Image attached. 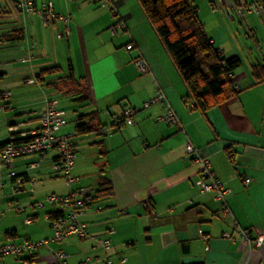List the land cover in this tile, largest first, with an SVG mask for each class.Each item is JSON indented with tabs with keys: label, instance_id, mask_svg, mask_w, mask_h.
Returning <instances> with one entry per match:
<instances>
[{
	"label": "crops",
	"instance_id": "obj_1",
	"mask_svg": "<svg viewBox=\"0 0 264 264\" xmlns=\"http://www.w3.org/2000/svg\"><path fill=\"white\" fill-rule=\"evenodd\" d=\"M17 1L0 0V91L11 92L0 112V144L38 130L47 98L57 93L70 98L66 105L76 106L73 125L64 131H75L74 120L83 113L96 111V123L110 126L123 108L141 105L159 91L165 101L136 112L133 125L75 135L70 185L54 169V153L44 159L19 157L10 168L0 164V243L53 235L56 205L45 202L18 212L10 202L36 204L51 193L74 189L94 194L100 174L114 188L113 196L93 198L79 216L88 224L86 237L52 241L32 254L7 256L4 264H53L58 250L66 253L68 264H81L87 255L104 254L93 246L109 229L114 231L112 264H264V245H249L241 232L249 229L255 236L254 230H264V71L257 78L252 70L254 64L264 65V0H192L215 47L241 60L230 77L239 91L206 113L187 101V88L137 0H112L105 6L99 0H32L37 5L51 1L56 12L69 16L66 22H45L18 9ZM118 22L124 28L112 33L110 27ZM67 27L70 34L60 38ZM18 28L24 31L22 39L1 41ZM140 56L149 65L147 73L136 65ZM52 66L60 72L38 78L41 69ZM70 66L88 92L84 103L66 94L72 84L59 82ZM66 105L61 102L67 112ZM169 108L179 123L159 119ZM11 125L17 128L10 131ZM188 143L231 189L225 202L196 185L200 165L187 151ZM10 170L23 178L21 184L8 177ZM244 177L251 178L249 186Z\"/></svg>",
	"mask_w": 264,
	"mask_h": 264
},
{
	"label": "built area",
	"instance_id": "obj_2",
	"mask_svg": "<svg viewBox=\"0 0 264 264\" xmlns=\"http://www.w3.org/2000/svg\"><path fill=\"white\" fill-rule=\"evenodd\" d=\"M102 6L108 5L112 0H99ZM18 9L25 13H34L40 15L45 22H49L56 19L68 21L69 16L58 13L54 10L53 3L51 1L43 2L41 4H35L32 0H19L17 1ZM121 28H124L122 22H118L110 27L112 33H117ZM64 34L69 35L70 30L67 27L65 32H59L58 36L61 38ZM132 44H128L127 48L131 49ZM136 65L141 73H147L149 71V65L144 57L140 56L136 59ZM34 82V80H30ZM11 95L10 91H0V112L5 108L4 100ZM165 94L159 91L151 99L145 101L138 106L125 107L122 113L116 117L112 125L107 126L104 131L106 133L114 129H121L126 125H133V116L136 112L149 108L156 103H164ZM159 119L170 122L179 123V120L175 112L169 108L168 112L160 116ZM39 129L28 134L21 132L20 137L25 138L24 141L10 140L4 145L0 146V164L4 167L10 168L13 162L22 156L37 155L40 158H47L50 153H54L53 167L58 172L62 173L67 183L70 185L73 182L72 168L77 160V149L73 142L75 137L74 131H64V128L69 125V120L66 115V111L61 107L60 101L57 97H50L46 100L44 110L40 114ZM17 127L11 125L8 129L10 131L15 130ZM186 149L189 153L194 155L195 161L200 165V171L198 178L196 179V185L200 188L202 193L215 192V198L223 200L225 202V195L228 194L231 189L226 187L222 181L211 170V163L207 157L202 156L198 149L192 144L188 143ZM38 162L31 164L32 167L36 166ZM8 177L16 178L17 184H21L22 177H19L14 170H10ZM243 182L246 186L251 184V178L244 177ZM0 181V186H2ZM89 189H74L68 193H51L46 197L45 201H39L34 206L41 208L45 202L58 207V212L55 217L50 220V225L53 230V235L50 239H43L40 241H33L25 239L23 242L16 243L5 241L0 243V264H4L3 259L7 256L13 255L20 257L25 253H31L41 245H47L49 242H60L63 239L70 236H78L80 238L88 235V224L80 220L79 216L86 212L88 204L91 201ZM16 211H27V206L19 204L13 205L9 203ZM33 220L32 216L26 218V222L30 223ZM243 239L252 246L261 247L264 245V230H254L255 236L252 235V231L249 229L242 230ZM114 231L109 229L107 234L98 235L96 237L97 245L93 246L94 250L99 247L104 254L92 256L87 255L81 264H93L94 260H101L103 264H112L110 259V251L113 247L112 234ZM226 237H230V233H225ZM209 248L208 246L206 247ZM56 261L53 264H68L66 259V253L58 250L54 253ZM125 261V258L122 259ZM25 262L28 260L25 259Z\"/></svg>",
	"mask_w": 264,
	"mask_h": 264
},
{
	"label": "trees",
	"instance_id": "obj_3",
	"mask_svg": "<svg viewBox=\"0 0 264 264\" xmlns=\"http://www.w3.org/2000/svg\"><path fill=\"white\" fill-rule=\"evenodd\" d=\"M137 1L187 88V101L192 102L197 110L206 113L237 94L239 89H236L232 84L230 77L241 66V60L237 56L227 58L215 47L192 0ZM23 36V29L18 28L11 31L9 35L3 36L4 39L1 38V41L19 40ZM252 70L253 75L260 78L261 72L264 71V65L254 64ZM58 72H60L59 67L52 66L41 69L37 76L43 78L45 75ZM63 77L62 79L60 76L59 82L73 85L66 94L73 95L78 103H84L89 99L83 80L75 78L72 66L69 67L68 73ZM57 98L60 101V98ZM98 115L99 113L96 111L78 115L74 120L75 135L105 132L104 129L107 126L96 123ZM10 140L24 141L25 138L17 136L8 141ZM7 142L0 144V146ZM89 194L91 201L93 198L100 199L113 196L114 188L111 180L100 174L94 194L91 191ZM55 216L56 214L52 217Z\"/></svg>",
	"mask_w": 264,
	"mask_h": 264
},
{
	"label": "rangeland",
	"instance_id": "obj_4",
	"mask_svg": "<svg viewBox=\"0 0 264 264\" xmlns=\"http://www.w3.org/2000/svg\"><path fill=\"white\" fill-rule=\"evenodd\" d=\"M56 95H58V97L60 98V102H62L63 104H70V103H72V101L70 100V98H68V97H66L65 95H62V94H56ZM68 105H66V106H68ZM74 108H76V106L75 105H73V106H68V108H67V112H66V115H67V118H68V120H69V124H71V125H73L72 124V122H71V120L73 119V117H74V111H73V109ZM72 118V119H71ZM33 205H35V204H31V205H26L27 207H28V211L29 210H36L37 208H34L33 207ZM46 205H47V202H46ZM30 212V211H29Z\"/></svg>",
	"mask_w": 264,
	"mask_h": 264
}]
</instances>
